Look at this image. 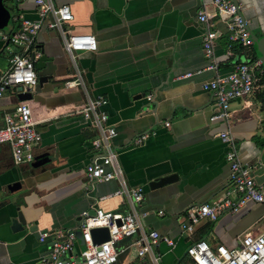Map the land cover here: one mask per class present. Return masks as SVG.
I'll return each instance as SVG.
<instances>
[{
	"label": "crops",
	"instance_id": "0c3cea01",
	"mask_svg": "<svg viewBox=\"0 0 264 264\" xmlns=\"http://www.w3.org/2000/svg\"><path fill=\"white\" fill-rule=\"evenodd\" d=\"M6 1L12 10L11 24L0 30V49L3 36L16 24L15 10L19 17L37 18L32 1H15V8L12 1ZM210 1L55 0L69 6L72 20L68 29L94 36L95 50L77 52V69L88 95L106 100L103 109L115 130L112 146L119 177L127 186L142 188L138 210L145 212L143 229L166 234L174 242L173 247L162 241L152 245L151 252L159 256L158 264H179L193 240L232 247L243 233L264 228V203L245 201L236 211L222 212L214 221L201 219L191 234L179 230L189 206L215 199L228 183L227 147L218 136L220 131L229 130L239 161L251 166L255 182L264 185V102L257 95L259 89L229 102L227 123L209 120L214 112L213 96L200 84L228 75L250 54L239 43H232L228 54L225 22L215 17L213 57L217 67L206 69L201 47L204 27L196 15L200 9L212 14ZM236 1L250 30L253 26L258 29L257 33L252 31L254 34H263L264 0ZM35 45L50 58L40 72L48 77L33 88L25 102L40 136L34 154L47 152L49 161L35 169L13 164L6 145L0 144V264H40L49 239L38 241V232L77 227L79 213L94 199L93 205L104 211L123 213L129 208L122 195H112L119 187L117 178L94 184L89 197L84 196L83 168L93 153L90 140L95 136L87 116L76 112L84 95L79 87L63 85L76 72L57 31L42 25ZM5 49L0 72L7 64L6 45L0 59ZM186 73L190 75L183 76ZM17 102L13 89L4 90L0 126L2 114ZM141 134H145L144 139L137 141ZM170 174L175 175L171 182L159 187L148 185ZM15 181H20L19 188L8 191L6 186ZM17 212L26 226L12 231L11 219ZM31 226L36 229L27 230ZM123 263L151 264L149 254L137 257L134 246L117 255L114 264ZM183 264H192L188 256Z\"/></svg>",
	"mask_w": 264,
	"mask_h": 264
},
{
	"label": "built area",
	"instance_id": "2783aa9c",
	"mask_svg": "<svg viewBox=\"0 0 264 264\" xmlns=\"http://www.w3.org/2000/svg\"><path fill=\"white\" fill-rule=\"evenodd\" d=\"M12 1V0H10ZM19 1V0H14ZM36 8V19L18 18V24L10 35L6 68L0 72V96L4 90L11 88L16 92H31L37 85L35 61L41 55L35 45V36L42 25L47 29L57 31L62 49L75 69L74 77L63 82L64 87H79L84 95L83 103L76 110L87 116L95 136L90 140L93 153L84 165L83 194L89 197L94 184L108 181L112 178L119 180V187L112 195H122L128 210L120 212L104 211L95 207V199L88 208L79 213L78 225L74 228L56 229L51 232H38V241L49 239L48 251L40 256V264H114L117 255L131 246L135 247L137 257L149 254L151 264H158L159 256L151 252V247L157 241L173 247V240L166 234H159L153 229H143L145 212L139 211L142 201L140 186H127L119 177L120 170L116 165V152L112 146L115 130L107 122V114L103 107L106 100L101 96L88 95L85 84L76 65L77 52L93 51L96 48L94 36L90 33L73 32L66 26L72 20V14L66 3H56L55 0H28ZM213 13L208 14L203 9L197 12L196 19L203 24L201 36L203 57L207 60L206 69L215 70L217 62L213 57L215 32L214 18H222L228 31V54L231 53L232 43H239L251 52V40L244 28V23L237 13L238 5L231 0H211ZM6 36H3L6 39ZM11 45V46H9ZM260 61L251 55L237 62L232 71L225 76L214 77L200 84L202 90L213 96L214 112L209 116L210 121L221 120L227 123L229 118V102L245 97L254 89L264 87L260 83L263 76ZM190 73L183 76L187 77ZM264 79V76H263ZM146 99H151L150 94ZM227 149L225 160L228 163L229 179L222 193L213 200L189 206L179 223L180 233L191 234L195 224L201 219L214 221L225 211H236L245 201L264 203V185L255 182L251 175L252 167L243 164L237 157L234 148V138L226 128L218 133ZM145 134L138 136L137 141L144 139ZM40 136L31 120L30 108L25 100L18 101L12 110L2 114L0 126V144H5L13 164H29L34 157V148L38 145ZM103 197H100V199ZM161 215L162 211H157ZM119 221V224L116 221ZM104 227L108 239L94 243L90 229ZM79 231L82 248L79 247L75 232ZM134 239L127 244H121L124 239ZM185 254L192 264H264V228L257 233L245 232L238 237L237 244L226 247L223 244L208 245L197 239L185 248Z\"/></svg>",
	"mask_w": 264,
	"mask_h": 264
},
{
	"label": "water",
	"instance_id": "95a60500",
	"mask_svg": "<svg viewBox=\"0 0 264 264\" xmlns=\"http://www.w3.org/2000/svg\"><path fill=\"white\" fill-rule=\"evenodd\" d=\"M235 5L237 4L236 0H231ZM14 8L16 7L15 1L12 0ZM237 13L240 17V19L244 22V18L243 15L241 14L239 8L237 9ZM10 17V13L8 12L7 8L4 6L2 0H0V30L3 29L6 25L7 22L9 20ZM18 18L19 15L17 13V11H14V20L16 22L15 26L13 27V29L7 34L6 39H4V43L0 49V52L3 50V48L5 47V45L8 42V39L10 37V35L14 32V30L17 27L18 24ZM244 28L246 29V31L249 34V38L251 40V49L255 55V57L260 61L261 66L263 68L264 71V33L261 35H256L254 34L250 28L248 27V25L246 24V22L244 23ZM50 58L45 57V55H43L41 53V55L36 59L35 61V71L37 73V85L41 86L42 83H44L48 77V75L42 74L40 73L44 68H45V62L47 60H49ZM16 98L18 99V101L20 100H25V99H30L31 98V93L29 91H21L20 87L16 88ZM49 158L47 156V152H43L40 154H36L34 155L32 161L28 164V166L32 169L35 168H43V165H45L46 163H48ZM175 175L170 174V175H166L157 179H154L152 181L149 182V186L150 187H159L162 186L164 184H167L169 182H171L174 179ZM20 181H15L12 183H9L6 186V189L8 191H14L16 189L19 188L20 186ZM117 224H119V221H116ZM26 226V221L23 218L22 214L20 212H17L16 217L11 219V230L12 231H20L23 230ZM35 226H31L28 227L27 230L32 231L35 230ZM90 235L92 238V241L94 243H99L102 242L104 240L108 239V232L107 229L104 227H100V228H92L90 229ZM38 237V235H37ZM75 237H76V241L79 245V247L82 248V241H81V236H80V232L76 231L75 232Z\"/></svg>",
	"mask_w": 264,
	"mask_h": 264
},
{
	"label": "rangeland",
	"instance_id": "374dc122",
	"mask_svg": "<svg viewBox=\"0 0 264 264\" xmlns=\"http://www.w3.org/2000/svg\"><path fill=\"white\" fill-rule=\"evenodd\" d=\"M3 1H4L5 6L7 7L8 12L10 13V12L12 11L10 5H8V2H7L6 0H3ZM10 24H11V21L8 22V24L3 28V30L8 29V28L10 27ZM251 29H252V31H253L254 33H257V30H258V29H254L253 26L251 27ZM9 46H11V45H9ZM6 52H7V50L5 49V50L3 51V53H2V56H1V59H0V60H3V59L5 58L4 56H5ZM128 240H129V239H124L121 243H122V244H127V243H128ZM226 247H227V246H226ZM134 248H135V247H134ZM132 249H133V248H131L130 250H132ZM186 258H187V256H185V254L182 255L179 264H183V261H184ZM124 261H125V260H124ZM123 264H125V263H123Z\"/></svg>",
	"mask_w": 264,
	"mask_h": 264
},
{
	"label": "trees",
	"instance_id": "16d2710c",
	"mask_svg": "<svg viewBox=\"0 0 264 264\" xmlns=\"http://www.w3.org/2000/svg\"><path fill=\"white\" fill-rule=\"evenodd\" d=\"M240 47H241V46H240ZM242 48H243V47H242ZM249 55H251V56H255L252 50H251V52H250ZM263 76H264V72H263ZM262 82H264V79H263V78L260 79V83H262ZM258 89H259V90L257 91V95H258V97H261V100L264 102V87H262V88H259V87H258ZM261 110L264 112V104L262 105Z\"/></svg>",
	"mask_w": 264,
	"mask_h": 264
}]
</instances>
